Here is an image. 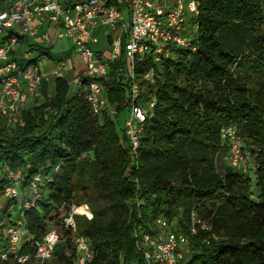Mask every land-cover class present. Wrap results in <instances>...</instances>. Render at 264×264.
Masks as SVG:
<instances>
[{"label":"trees","instance_id":"trees-1","mask_svg":"<svg viewBox=\"0 0 264 264\" xmlns=\"http://www.w3.org/2000/svg\"><path fill=\"white\" fill-rule=\"evenodd\" d=\"M198 9L193 50L178 48L159 64L148 54L134 66L140 89L155 100L135 151L119 123L131 96L121 60L102 78L114 113L93 114L84 89L55 77L51 94L24 106L20 121L0 119V194L15 187L17 196L7 197L19 220L0 222V250L8 227L22 231L0 264H40L36 246L51 227L59 239L41 264H74L76 237L91 245L86 264H145L136 240L164 231L188 237L187 264H264V0H199ZM19 43L35 51L29 62L48 54L25 37ZM230 125L252 172L241 163L217 167V156L229 153L220 132ZM9 171L19 172L17 185ZM82 192L100 202L83 198L90 216L74 215L71 230L62 222Z\"/></svg>","mask_w":264,"mask_h":264},{"label":"built area","instance_id":"built-area-1","mask_svg":"<svg viewBox=\"0 0 264 264\" xmlns=\"http://www.w3.org/2000/svg\"><path fill=\"white\" fill-rule=\"evenodd\" d=\"M118 2L120 6L110 3V0H0V119L8 121L6 124L20 121L21 110L28 101L38 97L43 81L37 63L28 61L32 51L23 49L18 53L22 46H19V37L39 36L40 40L49 41L51 33L56 38L66 36L84 64L82 73L72 77V88L85 90V98L93 114L102 110L114 113L102 78L106 77L110 64L121 60L126 65L125 75L130 81L131 96L122 127L131 150L135 151L147 112L152 110L155 100L151 93L140 89L134 66L142 63L148 54L153 64H159L178 48L194 49L199 0ZM98 29L104 32L105 46L98 45L99 38L95 34ZM105 49L108 57L104 56ZM62 68L63 62H58L55 77H64ZM142 79L152 81L153 70L147 71ZM220 136L229 142L227 163L237 166L243 156L236 127H223ZM19 175V172H8L14 185L18 184ZM39 184V175L29 182L32 201L38 197ZM5 194L17 196L15 187H6ZM76 214L90 216L86 205L72 207L63 219V226L74 230ZM156 223L162 228L166 225L161 218ZM6 234L7 243L4 250H0L1 259L14 252L22 231L19 227L10 226ZM58 239L54 230L45 234L36 246L38 263L51 256ZM75 244L78 255L74 264H86L91 255L89 241L76 237ZM136 246L145 264H187L190 255L188 237L171 231L144 233L136 240ZM18 259L24 261L26 258Z\"/></svg>","mask_w":264,"mask_h":264},{"label":"rangeland","instance_id":"rangeland-1","mask_svg":"<svg viewBox=\"0 0 264 264\" xmlns=\"http://www.w3.org/2000/svg\"><path fill=\"white\" fill-rule=\"evenodd\" d=\"M79 1H82V0H79ZM95 34L99 38L98 45L105 46L104 32L98 29L95 31ZM28 39L31 44L38 45L48 50V54H44L43 56H40L36 60L38 68L40 69V72L42 73L43 81H45L47 85L45 86V91H44L45 96L44 94H42V91L40 88L37 99H35V101H32V100L28 101L29 104L26 103L27 105L25 104L24 106H31L32 104H37L47 99L48 94L51 93L54 89V79H55L54 70L56 69L58 62H63V68H62L63 76L68 81L70 87H72L71 79L72 77L75 76L76 74L75 72H77L76 75H78L82 73V69L84 68V64L82 62L80 54L74 49L71 40L67 38L66 36L61 37V38H56L54 34L51 33L49 41H42L40 40L39 36H36V37L30 36L28 37ZM32 53L34 54L35 51H32ZM104 56L108 57L107 49H105L104 51ZM16 57L18 58V56ZM127 115H128V110H126L123 114L119 116L120 125H123ZM7 122L8 121L5 120V123ZM241 151H242L243 158L240 161V163L243 165V168H244L243 170L252 172V168L254 164L252 157L249 155L247 149L241 148ZM82 156L84 158L90 157L91 153L87 152L83 154ZM226 162H227L226 154H219L217 156V167L219 170H221L223 166H225ZM256 194H257V191L254 190L252 193V198H255ZM82 195H83V192L82 194L79 193V195L77 196V199L79 198L82 199V203H80L81 206L83 204H87V206L90 208L91 205L90 203L86 201L87 199H89L94 206L100 202L93 193H89L88 195H85V198L83 196V198L86 200L82 198ZM10 206H11V203L9 202L8 197L5 194V192L1 193L0 194V222L1 223L7 224L9 223L10 220H13V222L19 221L17 213L12 211ZM51 228L54 230L53 227ZM56 231L58 230L56 229ZM74 242H75V238H74Z\"/></svg>","mask_w":264,"mask_h":264},{"label":"crops","instance_id":"crops-1","mask_svg":"<svg viewBox=\"0 0 264 264\" xmlns=\"http://www.w3.org/2000/svg\"><path fill=\"white\" fill-rule=\"evenodd\" d=\"M28 42H30L29 41V39H28ZM101 47V46H100ZM20 50L18 51L19 52V54H20V52L24 49V45H23V47L21 46L20 48H19ZM76 74H77V72H75ZM74 74V73H73ZM75 74V75H76ZM43 83H42V85H41V91L42 92H44L45 91V86L47 85V83L45 82V81H42ZM45 93V92H44ZM51 93H49L48 94V96L50 95ZM27 103H29V102H27Z\"/></svg>","mask_w":264,"mask_h":264}]
</instances>
